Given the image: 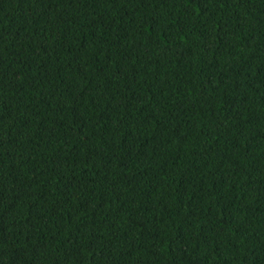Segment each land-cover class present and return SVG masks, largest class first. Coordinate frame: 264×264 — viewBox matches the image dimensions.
<instances>
[{"label":"trees","instance_id":"obj_1","mask_svg":"<svg viewBox=\"0 0 264 264\" xmlns=\"http://www.w3.org/2000/svg\"><path fill=\"white\" fill-rule=\"evenodd\" d=\"M0 264H264V0H0Z\"/></svg>","mask_w":264,"mask_h":264}]
</instances>
